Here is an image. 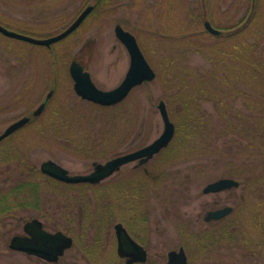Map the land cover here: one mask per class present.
Segmentation results:
<instances>
[{"label": "rangeland", "instance_id": "1", "mask_svg": "<svg viewBox=\"0 0 264 264\" xmlns=\"http://www.w3.org/2000/svg\"><path fill=\"white\" fill-rule=\"evenodd\" d=\"M90 4L97 7L87 22L51 47L0 33V134L32 117L0 141V198H9L1 206L35 197L41 206L19 207L0 219V264H22L2 254L9 238L22 233L36 213L44 219L45 211L56 210L60 229L74 235L73 225L79 229L66 261L85 246L82 232L109 246L120 222L145 241L147 264H167L168 252L181 246L190 264H264V170L258 168L261 157H254L264 140H258L262 131L255 132L264 121V0H0V25L44 39L60 33ZM207 21L222 35L208 32ZM117 24L136 37L156 78L121 104L102 107L75 93L69 68L78 60L98 87H118L130 56L115 35ZM51 89L43 113L33 117ZM160 101L176 135L151 164H160L156 169L167 178L144 190L135 212L122 192L128 183L146 180L131 176L135 162L97 185L58 183L40 173L41 164L52 160L72 175L89 174L94 162L152 143L164 131ZM222 178L241 186L204 193L208 183ZM24 181H30V196L13 194ZM111 204L112 223L106 217ZM216 205L234 210L220 221V246L207 250L212 240L206 242L201 233L210 226L206 213ZM90 257L104 264L114 258L112 251L105 258Z\"/></svg>", "mask_w": 264, "mask_h": 264}, {"label": "water", "instance_id": "2", "mask_svg": "<svg viewBox=\"0 0 264 264\" xmlns=\"http://www.w3.org/2000/svg\"><path fill=\"white\" fill-rule=\"evenodd\" d=\"M92 9L93 6L88 7L69 28H67L61 34L50 38L36 39L30 36L10 31L2 27L1 25L0 32L8 37L50 47L52 44L59 42L60 40L66 38L72 32H74L81 25L83 20L91 12ZM205 27L210 33L214 35L218 36L222 33V31L214 28L208 21L205 22ZM115 32L116 36L126 47L130 55L129 70L124 80L118 87L109 91L101 90L92 81L89 71L84 70L83 66L80 65L78 61H73L70 65V74L74 80V89L77 95L82 97L84 100L93 102L101 106H113L121 103L128 97L130 92L135 87H138L145 82L154 81V79L156 78V72L146 59L137 42L136 37L130 32L125 31L120 25L116 27ZM51 94L52 93H50L46 101L33 112L34 117L40 116L42 114L46 107L47 100H49L51 97ZM158 108L164 122V131L159 138H157L152 144L148 145L147 147L129 154L118 156L106 163L95 162L93 164L94 171L86 175H71L69 174L68 170L64 169L59 164L51 160L42 163L41 171L56 180L69 184H97L110 177L126 164L132 163L139 159L140 164L146 163L154 155L158 154L161 150L168 147L175 135V125L170 120L166 103L164 101H160ZM30 120V117H23L13 124L9 125L5 129V131L0 134V141L6 139L11 134L27 125ZM239 187V181L232 178H222L208 184L204 188V193H220ZM232 212V207H225L217 211L209 212L206 217V221L221 220L224 217L230 215ZM31 226L36 227L37 230V232L33 234V239L17 236L12 241L13 248L32 254H37L39 256L52 260L53 258L62 255L64 251L70 248L73 244L72 238L66 236L62 232H59L57 234H50L42 230L41 224L37 220L25 226L27 232H30ZM116 228L118 232L120 249L128 250L129 252L140 253L142 256L141 260H145L146 253L144 252L143 248L130 237L126 229L121 225H117ZM167 264H189L184 248L181 247L178 251H170L168 253Z\"/></svg>", "mask_w": 264, "mask_h": 264}, {"label": "flooded vegetation", "instance_id": "3", "mask_svg": "<svg viewBox=\"0 0 264 264\" xmlns=\"http://www.w3.org/2000/svg\"><path fill=\"white\" fill-rule=\"evenodd\" d=\"M97 4H90V5H86L82 10L81 12L79 13V15L77 16V18L71 23L69 24L67 27H65L64 29H62V32H64L67 28H69L77 19L78 17L90 6H93V9L91 10V12L86 16V18L83 20V22L81 23V25L72 33L68 36L71 37L76 31H78L85 22H87L89 16L95 11L96 9V6ZM120 25L122 27L121 24H117L116 27ZM115 27V29H116ZM124 29V27H122ZM125 31H127L126 29H124ZM58 33V34H60ZM56 34V35H58ZM115 35H116V32H115ZM52 37V36H51ZM117 37V36H116ZM46 38V37H45ZM67 39V37L65 38ZM118 39V37H117ZM119 40V39H118ZM120 41V40H119ZM121 42V41H120ZM122 43V42H121ZM78 61V60H77ZM80 63V65L83 66L84 70H89L87 67H85L80 61H78ZM92 77V76H91ZM94 82V81H93ZM96 85V84H95ZM97 86V85H96ZM98 87V86H97ZM99 89H102V90H105L103 88H100L98 87ZM52 92H53V89H51ZM48 97V95H47ZM46 97V98H47ZM51 99L47 100V104L46 106L48 105V103L50 102ZM46 101V99H45ZM43 101V103L45 102ZM31 123V121H30ZM155 141V140H154ZM153 141V142H154ZM152 142V143H153ZM150 143V144H152ZM150 144H147L145 146H143L142 148L138 149V150H141L145 147H147L148 145ZM136 150V151H138ZM163 151V150H162ZM161 151V152H162ZM132 152H135V151H132ZM132 152H127V153H124V154H120L118 156H121V155H125V154H129V153H132ZM158 153L156 155H154L152 158H150L146 163L144 164H140V159L139 160H136L134 161L135 162V165L132 167V171L134 173L131 174V176H135V175H142L146 178L145 181H139V182H131V183H128L130 185H127L125 188H123V194L124 196H126L131 202H132V210L135 212L136 210V207L142 205V203L144 202L145 200V196L143 195L144 193V190H146L147 187H149V185H156L154 186V188H157L161 185V183H164V180L165 179H159L158 175H154L155 171H158L156 168L157 166L159 167L160 164H158L157 162L151 164V162L154 160V158L161 154ZM118 156H115L113 158H111L110 160L118 157ZM109 161V160H108ZM128 165V164H126ZM124 165V166H126ZM122 166L119 170H117L114 174H112L110 177L114 176L116 173L120 172L122 170V168L124 167ZM93 169H94V166H93ZM109 177V178H110ZM158 177V178H157ZM108 178V179H109ZM107 180V179H106ZM217 181V180H216ZM58 183H62V182H59L57 181ZM215 182V181H213ZM213 182H210V183H213ZM119 183H121V180L120 182L116 181L114 182V184L118 185ZM208 183V184H210ZM207 184V185H208ZM206 185V186H207ZM113 186V185H112ZM133 188V189H132ZM135 188V189H134ZM233 190V189H231ZM204 191V190H203ZM228 191V190H227ZM224 192V191H223ZM222 193V192H220ZM213 194H216V193H213ZM218 194V193H217ZM35 197V196H33ZM145 197V198H144ZM7 198V199H6ZM40 197H35V199H38ZM9 198L7 196H3L0 198V219H4L6 216L8 215H11V212H13L14 210H16L17 208H14L13 210L11 211H2V209H4L6 207L5 206H1V204L3 202H5L6 200H8ZM35 199H32V200H28L27 202V206H25L24 208H32V209H36V210H40L39 208L41 206H39L40 203H38L37 200ZM117 199V198H115ZM3 200V201H2ZM109 200H112L111 197H109ZM112 203V202H111ZM43 206V205H42ZM225 207H228V206H224V207H219L218 205H216V208L215 209H210L206 215H205V222L207 224H209L210 226L204 230V233H201L202 237H209V235H212V236H215L217 237L216 240H214V242L212 241V243L208 244L205 246L207 248V250L210 248V247H213L215 248L216 246H220L219 243H220V221L224 220L226 217H224L223 219L221 220H211V221H206V217L208 215L209 212H212V211H217V210H220V209H223ZM19 208V207H18ZM112 208H113V204H111V208L110 206H108V208L106 207V217L109 219V221L112 223V220L114 218V215H113V212H112ZM234 210V208H233ZM56 213H49L47 211L44 212V217L45 218H51L53 219L51 222H47L45 221L43 218H40V216L36 213L35 217H33L32 219L26 221L24 224H23V228H22V233H15L14 235H12L10 238H9V241L8 243L6 244L4 250H2V254H4V256H6L7 259H11V258H17L16 260H19V262H21L22 264H104L102 262V259H99L97 260L96 258H92L90 257V255H94L96 257L99 256V257H102V258H105L107 256H109V252L112 251L113 253V261H109V262H105V264H147L148 261H149V251L148 249L146 248V245H145V241L139 238H134L133 235H132V231L130 232L125 226L124 224L122 223H116L114 225V234L112 235V240H111V243L113 241V244H110L109 246L108 245H103V241H102V238H98V239H94V241H92L91 239H89L87 237V234H84V232L81 233V237H82V241L84 240L85 241V246L82 247L79 245V249L75 252H73L71 258H69V260H65V258L67 257L68 255V252L71 251L73 249V247L76 245V242H77V237H76V234L78 233L79 229L77 226L73 225L72 229L74 230V234H72V232H68V234L59 228V225L63 224V221L60 220V215L58 213V210L55 211ZM90 214V213H88ZM55 216V218H54ZM136 213H135V215ZM38 221L40 222L41 224V229L50 233V234H57L59 232H62L63 234H65L66 236L68 237H71L72 238V241H73V244L70 248H68L67 250L64 251V253L62 255H59L57 256L56 258H53L52 260H49L47 258H44L42 256H39L37 254H32V253H29V252H25V251H21V250H17L15 248L12 247V241L15 237L17 236H21V237H26V238H29V239H33V234L37 232L36 230V227H33L31 226L30 227V232H27L26 229H25V226L29 223H32L34 221ZM145 219L142 218V223ZM141 223V224H142ZM117 225H121L123 226L126 231L128 232V234L130 235V237L138 244L140 245L144 252L146 253V259L144 257L145 260H141V254L140 253H136V252H129L128 250H121L120 249V245H119V238H118V232H117V228L116 226ZM143 225V224H142ZM88 228L85 229V231H87ZM141 230V235H144L146 234V231L144 228L140 229ZM145 231V232H144ZM134 233V232H133ZM143 237V236H142ZM144 238V237H143ZM109 243V242H108ZM215 243H217L218 245H216ZM183 247V246H181ZM180 247V248H181ZM179 248V249H180ZM184 250H185V246L183 247ZM186 249H187V246H186ZM206 250V251H207ZM105 251H108L106 253V255H102V252H105ZM185 253H186V250H185ZM186 256H187V259H188V255L186 253ZM24 257V258H23ZM167 262H168V254H167ZM188 262H189V259H188ZM190 264V263H189Z\"/></svg>", "mask_w": 264, "mask_h": 264}, {"label": "trees", "instance_id": "4", "mask_svg": "<svg viewBox=\"0 0 264 264\" xmlns=\"http://www.w3.org/2000/svg\"><path fill=\"white\" fill-rule=\"evenodd\" d=\"M263 132V134H264V121L263 120H261V121H259L258 123H257V128L255 129V132L258 134L259 132ZM260 138H264V135H260V137L258 138V140L260 139ZM258 143H260L261 145H260V147L258 148V154H254V157L255 158H259V157H261L260 158V160H259V167H258V165L257 164H255V165H257V167L259 168V169H262V170H264V140H261V141H259ZM35 169V168H34ZM37 170V169H36ZM36 170H32V171H36ZM31 173V172H30ZM154 175H158V177H159V179L161 180H163V179H165V178H167V174L165 173V171L164 170H162V171H155V173H154ZM44 176V175H43ZM46 177V176H45ZM157 177V178H158ZM49 178V177H48ZM50 180H52V179H50ZM29 182L30 181H24V183H21L20 185H18L17 187H15L13 190H12V193L13 194H15V195H18V194H21V193H23V192H25L24 193V196H26V195H28V196H30V189L28 188V184H29ZM18 196H22V195H18ZM19 198H23V197H19ZM16 204V203H15ZM28 204H27V202L25 203V202H22V203H20V204H16V205H13V204H7L6 205V207L4 208V209H2V211H11V210H13L14 208H18V207H21V208H24L25 206H27ZM224 229H225V227H224ZM224 229H222V233L223 234H225L226 235V233L224 232ZM216 238L217 237H215V236H212V235H209V237H204L203 238V240H205L206 242L207 241H209V240H212L213 242H214V239L216 240Z\"/></svg>", "mask_w": 264, "mask_h": 264}]
</instances>
